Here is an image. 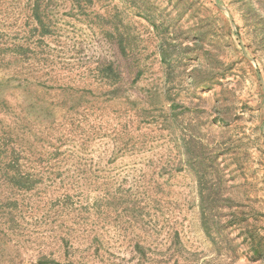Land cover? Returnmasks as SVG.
I'll use <instances>...</instances> for the list:
<instances>
[{
    "label": "rangeland",
    "instance_id": "374dc122",
    "mask_svg": "<svg viewBox=\"0 0 264 264\" xmlns=\"http://www.w3.org/2000/svg\"><path fill=\"white\" fill-rule=\"evenodd\" d=\"M176 1L0 0V151L18 153L35 183L14 189L0 163V264H264L245 241L252 231L264 246L261 28L239 0ZM36 2L45 37L33 30ZM146 10L177 19L169 37L184 64L171 82ZM109 64L121 77L115 100L99 77ZM193 70L220 82L201 89L179 76ZM164 90L190 108L204 143L222 145L224 194L237 204L224 208L217 244Z\"/></svg>",
    "mask_w": 264,
    "mask_h": 264
},
{
    "label": "trees",
    "instance_id": "16d2710c",
    "mask_svg": "<svg viewBox=\"0 0 264 264\" xmlns=\"http://www.w3.org/2000/svg\"><path fill=\"white\" fill-rule=\"evenodd\" d=\"M173 2V0H170ZM238 1V0H237ZM245 4V13L248 14V18L254 20L256 26H259L262 31V40L264 41V0H239ZM170 2V3H171ZM181 0L175 2V6H179ZM218 7V6H217ZM142 10V9H140ZM32 21L34 22L33 30L40 32L41 37H45L51 34V28L48 25V17L41 9L39 2L34 3L32 7ZM218 13L224 16L218 9ZM141 16L147 20L149 25L153 28L157 36H159V55L162 64L168 70L166 73V82L173 81L174 68L177 65L184 64V60L180 57L176 51L177 48L183 46L178 42L177 37H169L170 29L175 27L177 19L166 17L162 19L159 15H156L149 10L141 11ZM181 17V16H179ZM231 25L235 21L232 18L228 19V23ZM237 37H240L238 28L235 32ZM118 44L123 54H126V46L123 37L118 39ZM190 48V47H188ZM100 79L105 82L106 85H113L115 88L107 92V97L111 100L119 98L116 94L118 90L117 85L121 82L119 73L114 69L113 65H105L100 69ZM180 77L187 78L193 86L200 87L201 89H208L217 85L220 82L221 74L209 73L207 77L201 75V71L193 70L190 74L180 73ZM201 76V77H199ZM223 76V75H222ZM163 101L168 103L169 111L167 115V121L171 122V127H174L178 133V140L183 150V154L186 158L187 166L190 172L195 176L198 183V192L200 197V214L202 217L203 228L207 236L211 239L213 244H217L218 238L223 235V230L228 227L221 222V215H227L224 208H232L235 206L233 199L225 197L224 194V174L225 166H221L219 157L223 156L221 153V146L219 143L215 145L206 144L200 139L201 136L200 124L195 119L193 112L190 108L179 104L170 92L164 90L162 93ZM186 114H188L186 116ZM225 122V121H224ZM264 137V134H263ZM5 141V139H3ZM5 146V145H4ZM8 146V143L6 144ZM1 147V146H0ZM7 151H0V163H4L7 166L5 170V177L11 183L14 189L30 192L35 187V183L28 173L22 170H17L19 166V155L15 151L8 154ZM5 159L8 161L5 162ZM238 215V213H233ZM210 221L217 227L215 233H212ZM245 241L249 243L250 250L253 252L255 259H261L264 257V246L258 239V235L250 231L245 238ZM230 250H235V247L230 246ZM48 260V259H46ZM45 264H57L55 261H46Z\"/></svg>",
    "mask_w": 264,
    "mask_h": 264
},
{
    "label": "water",
    "instance_id": "95a60500",
    "mask_svg": "<svg viewBox=\"0 0 264 264\" xmlns=\"http://www.w3.org/2000/svg\"><path fill=\"white\" fill-rule=\"evenodd\" d=\"M214 2L216 3V0H214ZM221 8V7H220ZM222 9H224V8H222ZM224 11H226L225 9H224ZM232 20V19H231Z\"/></svg>",
    "mask_w": 264,
    "mask_h": 264
}]
</instances>
